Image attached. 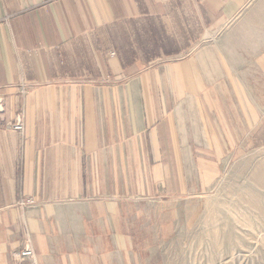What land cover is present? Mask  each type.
<instances>
[{
	"label": "crops",
	"instance_id": "obj_1",
	"mask_svg": "<svg viewBox=\"0 0 264 264\" xmlns=\"http://www.w3.org/2000/svg\"><path fill=\"white\" fill-rule=\"evenodd\" d=\"M263 64L264 0H0V264H160L264 144Z\"/></svg>",
	"mask_w": 264,
	"mask_h": 264
},
{
	"label": "rangeland",
	"instance_id": "obj_2",
	"mask_svg": "<svg viewBox=\"0 0 264 264\" xmlns=\"http://www.w3.org/2000/svg\"><path fill=\"white\" fill-rule=\"evenodd\" d=\"M250 70L257 73L248 76L249 97L259 102L257 109L264 116V64ZM28 87L21 85L20 90ZM263 178L264 144L250 148L227 166L202 198L195 222L183 235L170 239L160 264H264Z\"/></svg>",
	"mask_w": 264,
	"mask_h": 264
},
{
	"label": "built area",
	"instance_id": "obj_3",
	"mask_svg": "<svg viewBox=\"0 0 264 264\" xmlns=\"http://www.w3.org/2000/svg\"><path fill=\"white\" fill-rule=\"evenodd\" d=\"M14 128L21 130L22 124L16 122L12 125ZM21 206L33 205L35 199L29 197L27 199H21L19 201ZM11 261L12 264H36V254L29 245H24L20 248H15L11 251Z\"/></svg>",
	"mask_w": 264,
	"mask_h": 264
},
{
	"label": "bare ground",
	"instance_id": "obj_4",
	"mask_svg": "<svg viewBox=\"0 0 264 264\" xmlns=\"http://www.w3.org/2000/svg\"><path fill=\"white\" fill-rule=\"evenodd\" d=\"M260 175H262V174H259L258 176H260ZM264 179V178H263Z\"/></svg>",
	"mask_w": 264,
	"mask_h": 264
}]
</instances>
